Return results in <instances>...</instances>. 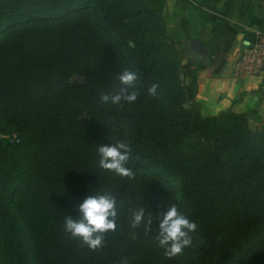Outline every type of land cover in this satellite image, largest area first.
Returning <instances> with one entry per match:
<instances>
[{"label":"trees","instance_id":"16d2710c","mask_svg":"<svg viewBox=\"0 0 264 264\" xmlns=\"http://www.w3.org/2000/svg\"><path fill=\"white\" fill-rule=\"evenodd\" d=\"M165 2L0 0V264H264V120L186 107ZM117 142L128 175L99 165L97 147ZM105 190L116 227L92 249L65 220ZM167 204L196 224L173 256L158 240ZM141 208L150 225L133 223Z\"/></svg>","mask_w":264,"mask_h":264},{"label":"crops","instance_id":"0c3cea01","mask_svg":"<svg viewBox=\"0 0 264 264\" xmlns=\"http://www.w3.org/2000/svg\"><path fill=\"white\" fill-rule=\"evenodd\" d=\"M163 17L195 114L231 110L257 127L264 120V74L238 77L234 63L264 33V0H166Z\"/></svg>","mask_w":264,"mask_h":264},{"label":"clouds","instance_id":"9594fccd","mask_svg":"<svg viewBox=\"0 0 264 264\" xmlns=\"http://www.w3.org/2000/svg\"><path fill=\"white\" fill-rule=\"evenodd\" d=\"M121 83L131 85L136 80V74L125 70L119 75ZM157 85H152L149 92L155 94ZM128 101L136 98L134 91L129 92L126 97ZM104 101L118 103L122 99L120 93L111 96L104 94ZM99 153V165L102 169L114 171L118 175H128L130 170L126 166L130 158L128 145L123 142L115 144H104L97 147ZM117 201L110 191H101L95 195H89L78 203L77 207L82 214L80 218L67 217L65 229L73 236L79 237L90 248L96 249L103 245V235L108 231L115 230V218ZM157 219L158 240L161 247L165 249L168 256L176 255L191 244L190 233L196 230V224L187 216L178 211L176 204H167ZM152 217L147 219L144 216V209L141 208L134 213L133 223L151 224Z\"/></svg>","mask_w":264,"mask_h":264},{"label":"built area","instance_id":"2783aa9c","mask_svg":"<svg viewBox=\"0 0 264 264\" xmlns=\"http://www.w3.org/2000/svg\"><path fill=\"white\" fill-rule=\"evenodd\" d=\"M238 77H254L264 74V33H256L255 40L245 47L234 63Z\"/></svg>","mask_w":264,"mask_h":264},{"label":"rangeland","instance_id":"374dc122","mask_svg":"<svg viewBox=\"0 0 264 264\" xmlns=\"http://www.w3.org/2000/svg\"><path fill=\"white\" fill-rule=\"evenodd\" d=\"M5 59V58H4ZM70 80L71 81H73L74 83H81L82 82V80H83V77L78 73V72H76V73H74V74H72V76L70 77ZM15 97H18L19 96V94H15L14 95ZM191 102H189V103H187L186 104V107L187 108H193V105L192 104H190ZM1 111H3V110H1ZM19 113H20V111H21V109L20 110H17ZM262 123V122H261ZM260 123V124H261ZM259 124V125H260ZM252 128H254V127H252ZM14 134H16V133H14ZM15 136V135H14ZM7 138V137H9L8 135H4V134H0V139L1 138ZM140 234H141V232L140 231H136V235H135V237L136 238H139L140 237Z\"/></svg>","mask_w":264,"mask_h":264}]
</instances>
